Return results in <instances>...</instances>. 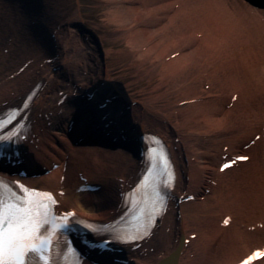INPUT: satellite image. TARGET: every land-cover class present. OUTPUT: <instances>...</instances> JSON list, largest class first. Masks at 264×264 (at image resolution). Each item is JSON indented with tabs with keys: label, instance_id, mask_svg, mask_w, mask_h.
Segmentation results:
<instances>
[{
	"label": "bare ground",
	"instance_id": "1",
	"mask_svg": "<svg viewBox=\"0 0 264 264\" xmlns=\"http://www.w3.org/2000/svg\"><path fill=\"white\" fill-rule=\"evenodd\" d=\"M102 2L113 6L116 35L128 39L129 65L150 77L145 99L112 76L111 51L85 24L79 0L72 8L63 0H0V110L43 83L27 141L35 151L29 164L40 173L26 182L53 190L63 210L106 219L141 166L123 134L156 130L174 145L178 201L150 237L118 248L128 264H238L264 249V7L249 0ZM89 88L111 101V121ZM243 155L249 158L221 170ZM87 180L103 189L79 191ZM237 191L246 201L237 202ZM120 256L99 264H125ZM252 264H264V256Z\"/></svg>",
	"mask_w": 264,
	"mask_h": 264
},
{
	"label": "rangeland",
	"instance_id": "2",
	"mask_svg": "<svg viewBox=\"0 0 264 264\" xmlns=\"http://www.w3.org/2000/svg\"><path fill=\"white\" fill-rule=\"evenodd\" d=\"M67 8H72L75 6V0H63ZM81 5V10L85 18V24L88 26H95L97 32L102 36L104 41V46L106 49H110L109 56V71L112 73L114 79L121 80V83H124L127 86L128 92L132 93L134 97L139 99H145L149 96V81L144 74L143 69H137V67L130 66V62L125 56L130 48L127 37L116 35L119 27L117 26V21L114 22L111 20L112 9L111 4H104L102 0H79ZM119 25V24H118ZM241 33V34H239ZM239 36L241 38L237 39L243 45L244 53L250 51L249 44L247 43V36L243 30H240ZM221 37V36H220ZM220 41L225 45L229 42L223 41L221 38ZM254 46V43H253ZM255 49V48H254ZM244 61L247 62V59L244 58ZM225 63V61H224ZM212 64V69H213ZM221 65V64H220ZM14 68V66H13ZM252 80V76L248 75ZM157 81V78L151 80L152 85ZM209 87V84L206 85ZM175 121L177 118L174 117ZM227 194V192H226ZM235 194H229V199L234 198ZM237 202H244V197L240 195V192L236 193ZM246 201V200H245Z\"/></svg>",
	"mask_w": 264,
	"mask_h": 264
},
{
	"label": "snow or ice",
	"instance_id": "3",
	"mask_svg": "<svg viewBox=\"0 0 264 264\" xmlns=\"http://www.w3.org/2000/svg\"><path fill=\"white\" fill-rule=\"evenodd\" d=\"M242 159L247 158L242 157ZM225 167L229 166L225 165ZM45 195L50 196L51 194ZM29 223L31 222L29 221ZM5 226L7 232L4 231ZM38 238L35 229L29 230L28 224H24L21 217L15 213H10L8 220L0 223V264H25L30 253L39 251L37 247L33 246ZM5 245H7L9 256L7 260L4 258Z\"/></svg>",
	"mask_w": 264,
	"mask_h": 264
}]
</instances>
